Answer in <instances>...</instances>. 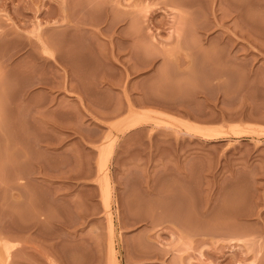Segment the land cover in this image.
<instances>
[{
  "label": "rangeland",
  "instance_id": "rangeland-1",
  "mask_svg": "<svg viewBox=\"0 0 264 264\" xmlns=\"http://www.w3.org/2000/svg\"><path fill=\"white\" fill-rule=\"evenodd\" d=\"M182 1L0 0V94H6L7 90L13 98L17 94L15 100L6 95L13 101L6 98L5 103L17 125L19 121L20 140L24 136V140L29 139L22 142L26 146L30 142V153L35 150L34 162L44 161L45 167L48 163V174L53 173L51 183H46L52 189L45 183L41 187L35 164H29L21 154L16 156L24 167V176L28 177L16 181L18 191L11 186L0 197L3 202L0 206L5 210L0 208V230L4 231L0 234V262L264 264V0H185V4ZM252 13L257 19H249ZM252 21L255 29L245 27ZM38 35L58 40L61 46L50 44V49L53 55L66 53L67 60L60 64L45 54L38 45ZM59 46L62 50L66 48L65 52L58 51ZM234 58L235 65L240 63L239 68L232 65ZM227 60L233 61L228 63L230 70L227 67L232 76V66L237 72L240 69L239 74L235 71L237 75H243L237 77L234 73L236 89L228 84L227 69L215 68V63L220 61L218 65L222 67L221 62ZM205 69L211 72L207 75L211 78H205ZM217 69L220 73L225 70L227 77L222 72L216 78ZM27 70L37 74L31 73V78L34 77L31 79ZM26 76L31 81L25 83ZM10 80L15 86L8 83L12 88H6ZM19 80L24 81L23 85ZM237 81L240 85L234 83ZM224 84L231 89L226 91ZM30 97H34L33 101ZM16 104L18 111L14 110ZM61 108L66 111L64 117L59 113ZM12 111L18 112V117ZM48 111L53 113L52 118L48 114V119L55 122L57 117L56 123L43 122L46 118L43 114ZM33 112L32 119L38 117L40 120L36 122L41 124L36 126L34 122V127H29L33 120L28 117ZM133 114H142L147 120L144 118L140 125L125 131ZM58 118L65 124L59 125ZM25 123L32 129L28 131ZM21 125L27 128L22 130ZM59 126H66L60 129L62 134ZM192 127L203 133L193 131ZM232 127L234 133L236 128L245 129L244 134H234ZM210 130L222 131L220 137L213 136L216 131L212 134ZM20 131L26 132L24 136ZM38 137L44 140L39 142ZM56 142H60L59 146ZM19 147L23 149L18 145V150ZM106 154L110 159L109 210L104 206L107 186L102 188L106 185L99 184L102 180L96 182L100 179L99 159ZM31 165L33 168L28 169ZM59 172L66 173L62 183L55 174ZM32 196L40 197V207L46 214L52 212L54 220L38 215L35 219L29 202ZM161 200L162 208L158 205ZM160 208L164 217L158 211L155 219ZM174 209L192 227L188 221L187 224L177 221L178 211L175 213ZM11 210L15 211L12 215ZM211 211L239 225V232H245L238 233L234 227L237 235L232 227L233 233L225 231L229 228L225 227L230 224L228 220L215 213L224 230ZM107 215L111 218L112 241ZM209 217H213V222ZM196 218L203 226L198 220L195 222ZM214 221L219 223L220 230H216ZM209 222L211 230L205 227ZM109 242L113 245L114 262L108 253Z\"/></svg>",
  "mask_w": 264,
  "mask_h": 264
},
{
  "label": "bare ground",
  "instance_id": "bare-ground-1",
  "mask_svg": "<svg viewBox=\"0 0 264 264\" xmlns=\"http://www.w3.org/2000/svg\"><path fill=\"white\" fill-rule=\"evenodd\" d=\"M179 2H180V0H179ZM182 2H184V3H182V4H185V0L182 1ZM186 3H187V2H186ZM233 10H234V9H233ZM234 11H235V10H234ZM236 11H237V10H236ZM247 14H248V13H247ZM249 14H251V13L249 12ZM238 15H240V14H238ZM241 16H242V15H241ZM243 16H244V15H243ZM247 16H248V15H246V17H247ZM115 17H116V15H115ZM119 17H121V16H119ZM220 17H221V16H220ZM246 17H245V18H246ZM254 17H255V16H254L253 13H252V18H249V19L252 20ZM223 18H224V16H223ZM239 18H240V17H239ZM245 18H244V19H245ZM116 19H117V18H116ZM120 19H121V18H120ZM120 19H118V20H120ZM220 19H221V18H220ZM220 19H219V20H220ZM255 19H257V18L255 17ZM114 20H115V19H114ZM242 20H243V18H242ZM242 20H241V18H240V21H242ZM81 21H82V20H81ZM240 21H239V22H240ZM244 21H247V20H244ZM244 21H243V23H245V25H246V22H244ZM249 21H250V20H249ZM253 21H256V20H253ZM253 21H252V23H250V24L247 23V26H245V27H248V26H252V27H253V25H255ZM79 22H80V21H79ZM111 22H112V21H111ZM113 22H114V21H113ZM219 22H220V21H219ZM219 22H218V23H219ZM250 22H251V21H250ZM257 22H258V21H257ZM257 22H255L256 25L258 24ZM81 23H82V22H81ZM114 23H115V22H114ZM116 23H117V22H116ZM223 23H225V22H223ZM241 23H242V22H241ZM112 24H113V23H112ZM225 24H226V23H225ZM248 24H249V25H248ZM251 24H252V25H251ZM113 25H114V24H113ZM113 25H111V26H113ZM223 25H224V24H223ZM236 25H237V24H236ZM236 25H235V26H236ZM108 26H109V25H108ZM235 26H234V27H235ZM61 27H63V25H62ZM61 27H60V29H61ZM64 27H65V26H64ZM109 27H110V26H109ZM202 27H204V26H202ZM238 27H239V26H238ZM252 27H250L249 30H250ZM57 28H59V27H57ZM57 28H56V29H57ZM236 28H237V27H236ZM239 28H240V27H239ZM243 28H244V27H243ZM60 29H59V30H60ZM62 29H63V28H62ZM65 29H66V27H65ZM109 29H110V28H109ZM234 29H235V28H234ZM241 29H242V28H241ZM253 29H255V27H253ZM59 30H56V31L59 32ZM73 30H76V29H73ZM104 30H105V29H104ZM104 30H101V32H103ZM106 30L108 31V29H106ZM106 30H105V31H106ZM242 30H244V29H242ZM251 30H252V29H251ZM251 30H250V31H251ZM52 31H53V30H52ZM52 31H50V32H52ZM60 31H61V30H60ZM64 31H65V30H64ZM66 31H67V30H66ZM66 31H65V32H66ZM105 31H104V32H105ZM110 31H111V30H110ZM247 31H248V30H247ZM50 32H49V35H50ZM104 32H103V33H104ZM251 32H252V31H251ZM53 33H54V32H53ZM60 33H61V32H60ZM62 33H63V31H62ZM108 33H110V32L108 31ZM47 34H48V33H46V35H47ZM63 34H64V33H63ZM63 34H62V37L64 36ZM101 34H102V33H101ZM105 34L107 35V33H105ZM51 35H53V34H51ZM59 35H60V34H59ZM55 37H56V35H55ZM58 37H59V36H58ZM60 37H61V35H60ZM53 39H54V41H52ZM53 39H52L50 36H49V37H48V36H45V37H44V35H43V36H42V35H38V37H37L38 45H39L40 49H42V51H43L45 54H48V55L51 56L53 59L59 61L58 63L61 64L60 61H62L63 59H64V61H65V59L67 60V58H64V57H66V56H64L66 53L63 54L62 52H59L60 55H55V54L53 55V53H52V51H51V49H50L51 47H50L49 45L51 44V45H54V46H55V45H56V46H58V45L61 46V43L59 44V41H58V40H55V38H53ZM56 39H58V38H56ZM59 39H61V38H59ZM62 39H64V38H62ZM64 41H65V40H61V42H63V43H64ZM63 43H62V44H63ZM64 44H66V43H64ZM64 44L62 45V47L64 46ZM60 46H59V48H58V51L62 50V49H60ZM39 47H38V48H39ZM65 47H66V45H65ZM64 49H66V48H63L62 51H64ZM30 50H31V49H30ZM56 50H57V48H56ZM58 51H56V52H58ZM66 51H67V50H66ZM64 52H65V51H64ZM31 55H32V53H31ZM29 56H30V55H29ZM68 56H69V54H68ZM236 58H237V57H236ZM33 60H34V59H33ZM68 60H69V59H68ZM231 60H232V59H231ZM233 60H234V62H233V61H230V63H229L228 60H227L228 62H227V61H226V62H224V61L221 62V63H223V65H225L224 63L227 64V65H225V67H223V65H222V67L219 66V65H218V64L220 63V61H219V63H215V68H222V69H225V68H226V69H227V67H228V68H229V66L231 67V65L228 66V63L231 64V62H233L232 65H233L234 67H237V65H238V68H239V66H240L239 64H240V63L235 65V63H237L235 60H237V59L234 58ZM32 62H33V61H32ZM34 62H35V61H34ZM64 63H66V62H64ZM64 63L62 64L63 66H64ZM44 64H46V63H44ZM216 64H217V66H216ZM47 65H48V64H47ZM24 66H25V65H24ZM37 66H38V65H37ZM233 66H232V68H231V70H232L231 73H232L233 76H234V75H235L234 73L237 72V68L235 69V68H233ZM27 67H28V66H27ZM33 67H34V66H33ZM33 67L31 66V68H32L31 70H32V71L35 70V67H34V69H33ZM197 67H199V66H197ZM213 67H214V66H213ZM39 68H40V67H39ZM199 68L201 69L202 67H199ZM211 68H212V67H211ZM240 68H241V67H240ZM131 69H132V68H131ZM195 69H196V68H195ZM202 69H203V68H202ZM202 69H201V70H202ZM222 69H221V73L218 72L219 69L216 70V71L218 72V74H216V71L214 70V73L216 74V75L214 74V76L216 77V76L218 75V76L220 77L221 74H223L222 72H224V76L228 75V74L225 72V70L223 71ZM31 70H30V71H31ZM196 70H197V69H196ZM205 70H206V69H205ZM208 70H209V69H208ZM229 70H230V68H229ZM229 70L227 69L226 71H228V73H229ZM238 70L240 71V69H238ZM16 71H17V70H16ZM23 71H24V69H23ZM28 71H29V70H27V73L30 72V71H29V72H28ZM36 71H37V69H36ZM36 71H34V72H36ZM203 71H204V69H203ZM203 71H202V72H203ZM235 71H236V72H235ZM239 71H238V72H239ZM34 72H33V73H34ZM200 72H201V71H200ZM202 72H201L200 74H201V75H204V73H202ZM207 72H208L209 74H207ZM238 72H237V73H238ZM242 72H243V71H242ZM16 73H17V72H16ZM24 73H25V72H24ZM31 73H32V72H31ZM31 73H29L30 75H29V74H26V73H25V74H26V75H29L30 78H31V75L33 74V73H32V74H31ZM187 73H188V72H187ZM196 73H197V74H196ZM196 73H195V71H194V74H195V75H198V74H199V72H197V71H196ZM210 73H211V72H209V71L206 70V71H205L206 77H205V76H204V77H205V78H208V79L211 78L210 76L207 77V75H210ZM237 73H236V75H237ZM7 74H8V73H7ZM9 74H10V72H9ZM12 74H13V73H12ZM25 74H24V76H25ZM35 74H37V72H36ZM225 74H226V75H225ZM229 74H230V73H229ZM238 74H239V73H238ZM241 74H242V73H241ZM20 75H21V74H19V77H21ZM190 75H191V73H190ZM7 76H8V75L5 76L6 79H8ZM10 76H11V75H10ZM13 76H14V75H13ZM22 76H23V75H22ZM24 76H23V77H24ZM34 76H35V75H34ZM212 76H213V75H212ZM214 76H213V78H214ZM218 76H217V77H218ZM222 76H223V75H222ZM233 76L230 74L229 77H230L231 79H230V78L228 79V77L226 76V77H227V80L229 81L228 84H229L231 87H232L233 81H235L234 78L232 79ZM15 77H16V75L14 76V78H15ZM19 77H17V79H18ZM27 77H28V76H26V78H27ZM41 77H42V76H41ZM217 77H216V78H217ZM226 77H225V78H226ZM234 77H235V76H234ZM237 77H242V78H243V75H242V76L237 75ZM244 77H246V76H244ZM9 78H10V77H9ZM21 78H22V77H21ZM30 78H27V81L25 80V83L28 82V80H30ZM32 78H34V77H32ZM32 78H31V79H32ZM38 78H39V77H38ZM38 78H37V80H39ZM11 79H12V78H11ZM17 79H16V80H17ZM218 79H219V78H218ZM239 79H240V78H239ZM245 79H246V78H245ZM4 80H5V78H4ZM8 80H9V79H8ZM21 80H22V79H21ZM37 80H36V82H37ZM43 80H44V79H43ZM43 80H42V81H43ZM211 80H212V79H211ZM230 80H231L232 83L230 82ZM5 81H7V80H5ZM11 81H12V80H10V82H7V84H6L7 87H6V88H9L10 86H13V85H14V84L12 85V82H11ZM19 81H20V80H19ZM19 81H18V82H19ZM30 81H31V80H30ZM40 81H41V80H40ZM240 81H241V83H242V80H240ZM243 81H244V80H243ZM3 82H4V81H3ZM3 82H2V83H3ZM13 82H15V79H14ZM20 82H21V84H22V82L24 83V81H20ZM247 82H248V81H247ZM4 83H5V82H4ZM8 83H11V85H10L9 87H8ZM45 83H46V81H44L42 84H45ZM234 83H238V81H237V82H234ZM245 83H246V82H245ZM245 83H243V85H248V84H245ZM238 84H239V83H238ZM238 84H237V86H238ZM17 85H18V84H17ZM19 85H20V84H19ZM22 85H23V84H22ZM217 85H218V84H217ZM229 85L227 86V85L224 84V86H223L224 89H225V86L227 87V88H226V91H227V89L229 88ZM234 85H235V84H233V87L235 88L236 86H234ZM239 85H240V84H239ZM14 86H15V85H14ZM1 87H2V86H1ZM189 87H190V86H189ZM191 87H192V86H191ZM219 87H222V85H221V86L219 85ZM238 87H239V86H238ZM238 87H237V89H238ZM243 87H245V86H243ZM250 87H251V86H250ZM250 87H248L247 89H249ZM3 88H5V84L3 85ZM10 88H12V87H10ZM241 88H242V87H241ZM221 89H222V88H221ZM229 89H231V88H229ZM235 89H236V88H235ZM16 90H17V89H16ZM18 90H19V89H18ZM240 90H241V89H240ZM0 91H1V90H0ZM4 91H5V89H4ZM11 91H12V89H11ZM228 91H229V90H228ZM237 91H239V90H237ZM247 91H248V90H247ZM6 92L8 93L9 90H7ZM17 92H18V91H17ZM17 92H16V93H17ZM244 92H245V91H244ZM7 93L5 94V92H2V93L0 94V97H1V98H0V100H1V101H0V197H1L2 194H3V195H4L5 193L7 194V192H9V189H10L11 186H12L11 189L15 191V190H16V189H15V188H16L15 183H16L17 180H19V179H23V178H24V179H27L26 176L28 177V175L24 176V175H25V173H24L25 170H24V167H22V166L20 165V161H21V160H19L18 158H16V156H18V155H19V156L22 155V156L24 157L23 159H26L27 162H28L29 164H31V163L35 164L34 166L36 167V170H35V167H34V170H35V172H37L38 175L41 176L40 178H41V180H42V184L39 182V183H40L39 185H41V187H43L44 183H45V186H48L47 184H48V182L51 183V182H50V179H51V176L53 175V173H52V175H51V173L48 174V169H49L48 166H47L48 163L46 164V167H45V166H44L45 164H42L44 161H43L41 158H40V159H41L43 162H41V163H39V161H38V162L36 161L37 163L34 162V161H35L34 159H35V157L37 158V156L35 155V150H34V152H31L32 154L30 153V151H31V146H30V147L28 146V145L30 144V142H29L30 140H29V139H25V140H29V141H28L29 143H28L27 146H26V143L22 142V141L24 140L23 138L25 137V136H24V133H26V132L23 131L24 133L22 134L21 131H20V133L22 134V136H24V137L20 140L21 137H20L19 132H18V131H19V129H18L19 121H18V125H17V122L14 121L13 116H12V115H13L12 113H14L15 111H12V113H11L12 115H10V112L8 113V111H10V110H9V109H10V106H9V107H8V105L6 106V103H5V101H6L5 99H6V98H7V99H11V98H13V97H11V96H13V94L11 95L10 92H9L8 94H7ZM12 93H13V92H12ZM9 94H10V97H11V98L6 97V95H9ZM16 96H17V94L14 95L13 100H15V97H16ZM30 98H31V97H30ZM30 98H29V99H30ZM32 98L34 99V97H32ZM32 98H31V99H32ZM33 99H32V101H33ZM11 100H12V99H11ZM13 100H12V101H13ZM141 100H142V99H141ZM8 101H9V100H8ZM12 101H10V104H11ZM34 101H35V100H34ZM6 102H7V101H6ZM27 102H29V100H28ZM35 102H36V101H35ZM142 102H143V101H142ZM16 103H17V102H16ZM21 103H22V102H21ZM23 103H24V105L26 104L25 102H23ZM143 103H144V102H143ZM8 104H9V103H8ZM29 104H30V102H29ZM32 104H34V102H32ZM128 104H129V102H128ZM137 104H138V103H137ZM18 105H19V103H18ZM18 105L16 104L15 107L18 106ZM27 105H28V103L26 104V107L29 106V105H28V106H27ZM11 106H12V105H11ZM21 106H22V105H21ZM21 106H20V107H21ZM32 106H35V105H32ZM32 106H31V107H32ZM138 106H139V105H138ZM6 107H7L8 110H6ZM12 107L14 108V106H12ZM22 107H23V106H22ZM26 107L24 106L23 109L26 108ZM58 107H60V106H58ZM58 107H57V108H58ZM61 107H62V106H61ZM63 107H64V106H63ZM16 108H17V107H16ZM18 108H19V106H18ZM18 108H17V109H14V110L18 111ZM32 108H33V107H32ZM57 108H56V110H57ZM20 109H21V108H20ZM30 109H31V108H29V110H30ZM35 109H36V108H35ZM59 109H60V108H59ZM59 109H58V111H59ZM63 110H64V109L61 108V110L59 111V113H60L61 116L64 117L66 111H65V113H64ZM19 111H20V110H19ZM32 111H33V110H30V112H32ZM34 111H35V110H34ZM58 111H57V112H58ZM48 112H49V113H47L46 115L43 114L44 112H42L43 117L46 116V118H47V119H46V118H45V119H42L43 122L46 121V123H48V124H50V122H51V124L56 123L57 117L55 116V117H56L55 122H54L53 120L50 121V120L48 119V114L50 115L49 117L52 118L53 115L51 116V114H53V113H51L52 111H51V112L48 111ZM53 112H56V111H53ZM15 113L17 114L18 112H15ZM34 113H35V112L30 113V115H32V114H34ZM38 113H39V112H38ZM38 113H37V111H36L35 114H38ZM16 114H15V115H16ZM55 114H56V113H55ZM15 115H14V116H15ZM18 115H19V114H17V117H18ZM27 115H28V114H27ZM38 115H41V113L38 114ZM11 116H12V117H11ZM28 116H29V115H28ZM33 116H34V115L29 116L30 118L28 117V119L31 120ZM41 116H42V115H41ZM61 116L58 115L59 118H60ZM143 116H144V115H143ZM19 117H20V116H19ZM43 117H42V118H43ZM35 118H36V117H35ZM59 118H58V119H59ZM144 118H146V116L142 117V114H141V115H140V114H139V115L133 114V115H132L131 123L129 124V123L127 122L128 125H126V127L124 126V127H125L124 130H125V131H127V130L129 131L131 128H134V127L137 126L138 124L140 125V123L144 120ZM21 119H22V117H21ZM33 119H34V118H33ZM33 119H32V120H33ZM60 119H62V118H60ZM60 119H59V121H57V123L59 122V125L61 124L60 121H62V120H60ZM39 120H40V119H39ZM39 120H38V117H37V119L33 120V123H31V124L28 123V124H29L28 126L30 127V125H32V126L34 127V122H36V121L39 122ZM63 120H65V119H63ZM127 120L129 121V119H127ZM145 120H147V118H146ZM145 120H144V121H145ZM20 121H22V120H20ZM24 122H25V121H24ZM31 122H32V121H31ZM38 122H36V124H35L36 126H37V123H38ZM52 122H53V123H52ZM64 122H65V121H64ZM129 122H130V121H129ZM46 123H45V124H46ZM181 123L183 124V122H181ZM38 124H41V123H38ZM64 124H65V123H64ZM64 124L62 123L61 125H64ZM23 125H24V124H23ZM55 125H56V124H55ZM25 126H27L26 123H25ZM25 126H24V127H25ZM28 126H27V127H28ZM49 126H50V125H49ZM183 126H184V125H183ZM19 127H20V126H19ZM21 127L23 128V129L21 128L22 130H25L24 127H23L22 125H21ZM27 127H25V128H27ZM29 127H28V131L32 129V127H31L30 129H29ZM47 127H48V126H47ZM56 127H57V126H56ZM63 127H64V126H59V131H60V129H61V130H64L66 126L64 127V129H63ZM57 128H58V127H57ZM193 128H195V127H192V129H193ZM238 129H239V130H238ZM238 129L236 128V129L234 130V131L238 132L237 134H241V133L244 134L243 131H244L245 129H244L243 131H240V128H238ZM26 130H27V129H26ZM34 130H35V128L33 129V131H34ZM124 130H122V132H123ZM195 130H196V131H199V132L201 131L200 133H203V132H202L203 130H200V129L198 130V128L193 129V131H195ZM204 130H205V128H204ZM241 130H242V129H241ZM33 131H32V132H33ZM59 131H58V132H59ZM210 131H212V130H210ZM215 131H216V130H213V131H212V134H213V132H215ZM218 131H219V130H218ZM218 131H216L215 134H214L213 136H215V135L217 134V135L220 137L219 134H220V132H222V131H219V133H217ZM239 131H240V132H239ZM206 132L208 133L209 130L206 129ZM206 132H204V133H206ZM232 132H233V127H232ZM236 132H235V133L233 132V133L236 134ZM27 133H28V132H27ZM35 133H36V132H34V134H35ZM60 133L62 134L61 131H60ZM245 133H247V131H245ZM34 134H33V135H34ZM208 134H209V133H208ZM208 134H207V135L204 134V135L208 136ZM237 134H236V135H237ZM26 135H27V134H26ZM33 135H32V137H33ZM221 135H222V133H221ZM209 136H210V135H209ZM28 137H31V135H29ZM26 138H27V136H26ZM38 138H40V137H38ZM38 138H37L36 140H38ZM47 139H48V138H47ZM25 140H24V141H25ZM32 140L35 142V140H34L33 138H32ZM41 140H44V137H43V139L40 138V139H39V142H40ZM62 140H63V139H62ZM62 140H60V141L62 142ZM46 141H47V140H46ZM46 141H45L43 144H45ZM41 142H42V141H41ZM48 142L50 143V141H48ZM63 142H64V141H63ZM59 143H60V142H58V143L56 142V144H58V146H59ZM40 144H41V143H40ZM18 145L22 146L23 149H21V147H19L21 150H18V148H17ZM47 145H48V144H47ZM47 145H46V146H47ZM48 146H50V145H48ZM62 146H63V145H62ZM51 147H52V146H51ZM29 148H30V149H29ZM46 148H47V147H46ZM16 149H17V151H16ZM24 149L26 150V152H25ZM28 149H29V150H28ZM27 151H29V153H28ZM32 151H33V150H32ZM48 151H49V150H48ZM50 151H51V150H50ZM36 152H37V151H36ZM27 153H28V154H27ZM33 153H34V154H33ZM49 153H50V152H49ZM20 154H21V155H20ZM37 154H38V153H37ZM53 154H54V153H53ZM109 154H110V153H109ZM109 154H106V156H102V158L100 157V159H99L100 161L98 162L99 164H98V167H97V168H98V169H97V174H98V176H99L100 179L97 178V181H96V182H98V180H102V181H99V184H100V182H103V183H101V185L106 184V185H104V187L101 186L102 188H105L107 185L109 186V184H108V181H109V180H108V175H107V173H108L107 171H108V167H109V160H110L109 157H108L107 155H109ZM33 155H35V157H34ZM103 157H104V158H103ZM16 159H18L19 163H18V161H16ZM36 160H37V159H36ZM38 160H39V157H38ZM23 162H24V160H23ZM23 162H22V164H24ZM25 162H26V161H25ZM28 163H27V164H28ZM25 164H26V163H25ZM33 164H32V165H33ZM32 165L29 166V167H27V168H28V169H29V168H33ZM61 165H62V164H61ZM24 166H25V165H24ZM26 166H28V165H26ZM59 167H60V166H59ZM59 167H58V168H59ZM50 168H51V167H50ZM58 168H57V169H58ZM60 168H61V167H60ZM25 169H26V167H25ZM26 170H27V169H26ZM58 170H59V169H58ZM60 170H63V169H60ZM60 170H59V171H60ZM29 171H30V170H27L28 173H29ZM51 171H52V170H51ZM51 171H49V172H51ZM64 172H65V171H64ZM30 173H31V171H30ZM59 173H61V175H60ZM59 173H55V174H56V175H57V174L59 175V176H56V177H58V178L61 180V183H62V182L64 181V179H65V175H66V173H65V175H64L62 172H59ZM31 174H32V173H31ZM31 174H30V175H31ZM90 174H91V173H90ZM92 174H93V173H92ZM34 175H35V174H34ZM50 175H51V176H50ZM54 176H55V175H54ZM71 177H72V176H71ZM37 178H39V177H37ZM37 178L34 179V180L36 181ZM24 179H23V180H24ZM29 179H30V178H29ZM66 179H67V177H66ZM74 179H76V178H74ZM30 180H31V179H30ZM30 180H29V181H30ZM35 181H34V182H35ZM38 181H39V180H38ZM27 182H28V181H27ZM17 183H18V182H17ZM28 183H29V182H28ZM30 183H31V182H30ZM36 183H38V182H36ZM46 183H47V184H46ZM59 183H60V182H59ZM64 183H65V182H64ZM20 184L23 185L22 182H21ZM20 184H18V185H20ZM51 185H52V184H51ZM20 186H21V185H20ZM62 186H63V185H62ZM99 186H100V185H99ZM108 186L106 187V189H104V190H106V191H105V192H106L105 194H107V195L105 196V198H104V206H105V208H107V209L109 210L110 204H109V200H108V199H109L110 197L108 198V193H109V191H108L109 187H108ZM25 187L27 188V185H25ZM25 187H24V186L22 187V188H24V191H25V189H26ZM29 187L31 188V186H29ZM13 188H14V189H13ZM17 188H18V187H17ZM32 188H34V187L32 186ZM46 188H47V187H46ZM48 188L52 189L51 186H50V187L48 186ZM107 188H108V189H107ZM7 189H8V191H6ZM19 189H20V188H19ZM33 190H34V189H33ZM4 191H6V192L3 193ZM16 191H18V189H17ZM55 191H56V190H55ZM58 191H59V190H58ZM58 191H57V192H58ZM60 191H61V190H60ZM10 192H11V191H10ZM26 192H27V191H26ZM34 192H35V190H34ZM57 192H55V193H57ZM61 192H62V191H61ZM13 193H15V192H13ZM13 193L11 192V194H13ZM23 193H25V192H23ZM23 193H20V194H23ZM36 193H37V192H36ZM36 193H35V194H36ZM9 194H10V193H9ZM9 194H8V195H9ZM35 194H34V195H35ZM63 194H64V193H63ZM3 195H2V197H3ZM14 195H15V194H14ZM23 195H24V194H23ZM23 195H22V196H23ZM27 195H28V194H27ZM55 195H57V194H55ZM5 196H7V195H5ZM5 196H4V197H5ZM12 196H13V195H12ZM22 196H21V197H22ZM25 196H26V195H25ZM38 196H39V195H38ZM62 196H63V195H62ZM2 197H1V198H2ZM9 197H10V195H9ZM27 197H28V196H27ZM29 197H30V196H29ZM172 197H173V196H172ZM22 198H23V197H22ZM24 198H26V197H24ZM39 198H40V197H39ZM39 198H38L37 196H36L35 198H34V196H32L31 199H30V201H29V199H28V201L30 202V204H31V206H32L33 212H32V210L30 209L31 207L26 206V204H25V207H27V208L30 209V212H32V215H33L34 217H36L35 219H37V215H38V217H39V216H45L44 219H50V218H52V215H51L52 212H51L50 215H49V214H46V213H45V210L41 208L42 206L40 207V204H41V203H39V202H40V201H39ZM55 198H56V197H55ZM170 198H171V197H170ZM170 198H169V199H170ZM173 198H174V197H173ZM5 199H6V198H5ZM13 199H14V198H13ZM61 199H62V197H61ZM63 199L66 200L65 197H64ZM167 199H168V198H167ZM167 199H166V200H167ZM169 199H168V200H169ZM174 199H175V198H174ZM176 199H177V198H176ZM7 200H8V198H7ZM7 200H6V201H7ZM10 200H11V199H9L8 201L11 202ZM23 200H24V199H23ZM23 200H22V204H23ZM25 200H27V199H25ZM59 200H60V199H59ZM159 200H160V199H159ZM164 200H165V199H164ZM3 201H4V200H3ZM162 201H163V200L159 201L158 205H159L160 202H162ZM174 201H175V200H174ZM178 201H179V199L177 200V202H178ZM1 202H2V200L0 199V203H1ZM4 202H5V201H4ZM15 202H18V201L15 200ZM15 202H14V204L17 205V203H15ZM155 202H156V201H155ZM164 202L167 203L166 201H164ZM172 202H173V200H172ZM172 202H170V203L172 204ZM175 202H176V201H175ZM177 202H176V203H177ZM179 202H180V201H179ZM179 202H178V203H179ZM181 202H182V201H181ZM12 203H13V201H12ZM12 203H11V204H12ZM170 203H168L167 205H169ZM173 203H174V202H173ZM176 203H174V205H175ZM2 204H3V202H2ZM7 204H9V203H7ZM28 204H29V203H28ZM28 204H27V205H28ZM59 204H60V203H59ZM62 204H63V203H62ZM153 204H154V206H155V203H153ZM162 204H164V203H162ZM162 204H161V205H162ZM171 204H170V205H171ZM181 204H182V207H183L184 204H183V203H181ZM9 205H10V204H9ZM20 205H21V204H20ZM156 205H157V204H156ZM161 205H159V207H160ZM165 205H166V204H165ZM167 205H166V207H167ZM170 205H169V206H170ZM176 205H177V204H176ZM5 206H6V205H5ZM13 206H14V205H13ZM13 206H12V207H13ZM17 206H19V205H17ZM58 206H59V205H58ZM152 206H153V205H152ZM152 206H151V208H152ZM163 206H164V205H163ZM163 206H161V208H162ZM177 206H178V205H177ZM185 206H187V205H185ZM1 207H2V206H0V208H1ZM7 207H8V206H7ZM9 207H10V206H9ZM14 207H15V206H14ZM23 207H24V206H23ZM61 207H62V206H61ZM156 207H158V206H156ZM156 207H154V208H156ZM172 207H174L173 204H172ZM175 207H176V206H175ZM175 207H174V208H175ZM4 208H5V207H4ZM161 208H160V209H161ZM170 208H171V206H170ZM177 208H178V207H177ZM183 208H184V207H183ZM2 209H3V208H1V210H2ZM5 209H6V208H5ZM8 209H9V211H10V209H13V208H8ZM15 209H16V207H15L13 210H15ZM24 209H25V211L28 210V212H29V209H26V208H24ZM61 209H62V208H61ZM158 209H159V208H158ZM180 209H181V208H179V211H181ZM3 210H4V209H3ZM47 210H48V209H47ZM153 210H154V209H153ZM167 210H168V207L164 209V212H165V214H164L163 211H162V209H161V210H157V211H156V209H155L156 212H155V211H154V212L156 213V215H155L154 218H155V219H156V217L158 218V215H157V214H158V213H157L158 211H162L161 213L159 212L161 215L164 214L165 216H167V214H169V213H167V212H168ZM169 210H170V209H169ZM171 210H172V208H171ZM174 210H175V209H174ZM176 210H177V209H176ZM176 210H175V211H176ZM182 210H183V209H182ZM9 211H7V212H9ZM22 211H23V210H22ZM25 211H24V212H25ZM49 211H50V210H49ZM175 211H174V212H175ZM177 211H178V210H177ZM177 211H176L175 213H177ZM179 211H178V213H177L178 215H176V216H177V218H176L177 221H178V220H183L182 217H180V216H181V212H179ZM2 212H3V211H2ZM4 212H5V210H4ZM14 212H15V211H14ZM14 212H12V210H11V213H10V214L12 215V214H14ZM28 212H26L25 215H28V214H29ZM108 212H109V211H108ZM108 212H107V214H108ZM152 212H153V211H152ZM154 212H153V215H154ZM171 212H172V211H171ZM171 212H170V213H171ZM232 212H233V211H232ZM17 213H18V212H17ZM17 213H16V214H17ZM20 213H21V212H20ZM27 213H28V214H27ZM47 213H49V212H47ZM166 213H167V214H166ZM172 213H173V212H172ZM172 213H171V214H172ZM179 213H180V214H179ZM213 213H214V212H213ZM213 213H212V211H211V214H213ZM215 213H216V211H215ZM215 213H214V214H215ZM221 213H222V212H221ZM229 213H230V211H229ZM234 213H235V212H234ZM18 214H19V213H18ZM18 214H17V215H18ZM23 214H24V213H23ZM173 214H174V213H173ZM173 214H172V215H173ZM209 214H210V213H209ZM211 214H210V216H211ZM216 214L218 215V217H222L221 219L224 218L223 216H220L221 214H219V213H216ZM216 214L213 215L214 219H215V218H218V217H216V216H217ZM25 215H24V216H25ZM30 215H31V214H30ZM30 215H28L29 218H30ZM32 215H31V216H32ZM108 215H109V214H108ZM108 215H107V217H108ZM164 215H163L162 217H164ZM193 215H194V214H193ZM201 215H202V213H201ZM207 215H208V213H207L206 215H204V216L206 217ZM222 215H223V214H222ZM228 215H229V214H228ZM228 215H227V216H228ZM230 215H232L231 218H234V217H233L234 214L230 213ZM235 215H236V213H235ZM13 216H15V215H13ZM13 216H12V217H13ZM21 216H23V215H21ZM28 216H27V217H28ZM33 216H32V218H33ZM168 216H169V215H168ZM182 216H183V215H182ZM18 217H19V216H18ZM25 217H26V216H25ZM53 217H55V216H53ZM152 217H153V216H152ZM189 217H190V216H189ZM192 217H193V216H191L190 218H192ZM202 217H203V215H202ZM205 217H204V218H205ZM207 217H208V216H207ZM213 217H212V218H213ZM19 218H20V217H19ZM21 218H22V217H21ZM32 218H30V219H32ZM109 218H110V217H108V219H109ZM150 218H151V217H150ZM160 218H161V217H160ZM170 218H171V217H169V219H170ZM173 218H174V217H173ZM179 218H180V219H179ZM183 218H184V216H183ZM199 218H201V217L199 216ZM209 218H210V217H209ZM212 218H210V219H211L212 222H213L214 219H212ZM228 218H230V216H229ZM25 219H26V218H25ZM30 219H29V220H30ZM38 219H39V218H38ZM151 219H153V218H151ZM155 219H154L153 221H156ZM163 219H165V218H163ZM169 219H168V220H169ZM192 219H193V218H192ZM192 219H191V220H192ZM205 219L208 220L207 218H205ZM210 219H209V221H210ZM221 219L219 220V218H218L217 220L220 221L219 223H221L220 225H222V227H223V223L221 222V221H222ZM224 219H225V218H224ZM22 220H23V219H22ZM52 220H54V219L52 218ZM170 220L172 221V218H171ZM191 220H190V221H191ZM194 220H195V222H196V220H198V219L196 218V219H194ZM199 220H200V219H199ZM199 220H198V222H199ZM201 220H202V219H201ZM215 220H216V219H215ZM226 220H228V219L226 218L225 221H226ZM31 221H33V220H31ZM46 221H47V220H46ZM177 221H174V222H177ZM183 221H185V222H183L182 224L186 223V222L188 221V219H187V221H186V218H185ZM38 222H39V221H38ZM107 222H108V221H107ZM110 222H111V218L109 219V225H108L109 228H110V229L108 228V230H110V231H109V232H110L109 236H110V238H111V237H113V231H112V225H110ZM181 222H182V221H181ZM181 222H180V223H181ZM188 222H189V221H188ZM188 222H187V223H188ZM200 222H201V224H199V225H202V221H200ZM200 222H199V223H200ZM210 222H211V221H210ZM210 222H209V223H210ZM212 222H211V223H212ZM214 222L216 223V221H214ZM226 222H229V223H230L229 220L226 221ZM226 222H225V223H226ZM43 223H44V222H43ZM187 223H186V224H187ZM189 223H190V222H189ZM193 223H194V222H193ZM203 223H204V220H203ZM205 223H208V221H205ZM211 223H210V224H207V225L205 226V227L208 226V230H209V229L211 230V228H210V227H211V226H210ZM217 223H218V222H217ZM217 223H216V224H217ZM219 223H218V224H219ZM40 224H42V223L40 222ZM190 224H191V223H190ZM197 224H198V223H197ZM216 224H214V226H215ZM218 224H217L216 227H215L216 230H220V227H221V226L219 227ZM227 224H228V223H227ZM230 224H231V226H230ZM230 224L227 225V226L225 225V227H227V228H228V226H229L228 229H226L225 227H223V229H224V230L226 229L225 231H227V230L230 231L231 229H234V228H235L236 230H238V233L241 232V231L239 232V230H240V229H239V228H240L239 225H237V226H239V227L236 228L237 226L234 225L235 223L232 224V221H231ZM193 225H195V223H194ZM199 225H198V226H199ZM204 225H205V224H204ZM232 225H233V226H232ZM195 226H196V225H195ZM198 226H197V227H198ZM202 226H203V225H202ZM202 226H199V228L202 227ZM214 226L212 225V227H213L212 229H214ZM191 227H192V224H191ZM197 227H194L195 229L193 228V230H197V229H196ZM205 227H202V228H205ZM217 227H218V228H217ZM231 227H232V228H231ZM233 227H234V228H233ZM2 228H3V227H2ZM199 228H198V230H199ZM230 228H231V229H230ZM242 228H243V230L245 229L244 227H241V229H242ZM200 229H201V228H200ZM235 229H234V230H235ZM234 230H233V231H230V232L233 233ZM236 230H235L234 233H236ZM212 231H213V230H212ZM221 231H223L222 228H221ZM229 231H228V232H229ZM3 232H4V231H3ZM3 232L0 230V234H2ZM223 232H224V231H223ZM230 232H229V233H230ZM243 232H245V231H242L241 233H243ZM38 233H39V232H38ZM39 234H40V233H39ZM224 234H226V233L224 232ZM2 235H3V234H2ZM229 235H230V234H229ZM231 235H232V234H231ZM236 235H237V233H236ZM113 238H114V237H113ZM110 240L112 241L113 239L111 238ZM2 245H4V244H2ZM109 245H110V242H109ZM5 246H6V244H5ZM110 246H111V248H110ZM110 246H109V252H108V253L112 256V257H111V256H110V257L112 258V260H113V262H114V261H115V258H114V251H113V247H112V246H113V245H112V242H111V245H110ZM6 248H7V247H6ZM8 250H10V247H9ZM5 254H6V253H5ZM109 254H108V255H109ZM1 256H2V253H1ZM7 256H8V255H7ZM2 257H3V256H2ZM8 258H9V257H8ZM112 260H111V262H112ZM7 261H8V260H7ZM7 261H6V262H7ZM0 263L3 264L2 262H0ZM5 264H6V263H5Z\"/></svg>",
  "mask_w": 264,
  "mask_h": 264
}]
</instances>
